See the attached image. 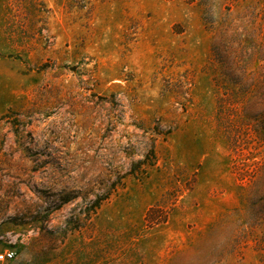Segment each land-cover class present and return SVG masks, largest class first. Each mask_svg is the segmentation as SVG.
<instances>
[{
	"label": "rangeland",
	"instance_id": "1",
	"mask_svg": "<svg viewBox=\"0 0 264 264\" xmlns=\"http://www.w3.org/2000/svg\"><path fill=\"white\" fill-rule=\"evenodd\" d=\"M259 116L264 0H0V251L264 264Z\"/></svg>",
	"mask_w": 264,
	"mask_h": 264
},
{
	"label": "trees",
	"instance_id": "2",
	"mask_svg": "<svg viewBox=\"0 0 264 264\" xmlns=\"http://www.w3.org/2000/svg\"><path fill=\"white\" fill-rule=\"evenodd\" d=\"M215 55V54H214ZM216 63L220 62V59L216 58V56H214ZM223 64V74L225 75V77L228 80V83L230 85H232L235 88H241L240 91L241 93L245 94V90L242 89V87L245 85V81H243L244 78V74L241 71H235V67L230 65V64H226V62L224 60H221L220 65ZM258 122H260L263 126L262 129L264 130V116H259L257 118ZM260 133H264V131H261ZM148 215V214H147Z\"/></svg>",
	"mask_w": 264,
	"mask_h": 264
},
{
	"label": "built area",
	"instance_id": "3",
	"mask_svg": "<svg viewBox=\"0 0 264 264\" xmlns=\"http://www.w3.org/2000/svg\"><path fill=\"white\" fill-rule=\"evenodd\" d=\"M16 257V251L11 248L0 251V264H11Z\"/></svg>",
	"mask_w": 264,
	"mask_h": 264
},
{
	"label": "water",
	"instance_id": "4",
	"mask_svg": "<svg viewBox=\"0 0 264 264\" xmlns=\"http://www.w3.org/2000/svg\"><path fill=\"white\" fill-rule=\"evenodd\" d=\"M74 68V67H73Z\"/></svg>",
	"mask_w": 264,
	"mask_h": 264
}]
</instances>
